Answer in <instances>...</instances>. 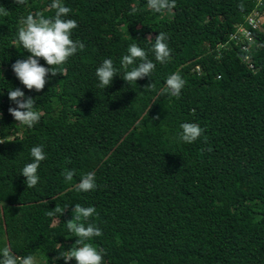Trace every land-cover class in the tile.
<instances>
[{
    "label": "trees",
    "instance_id": "1",
    "mask_svg": "<svg viewBox=\"0 0 264 264\" xmlns=\"http://www.w3.org/2000/svg\"><path fill=\"white\" fill-rule=\"evenodd\" d=\"M52 2L0 0L8 11L0 14V249L65 264L56 257L78 239L66 223L80 204L96 209L88 222L102 235L86 242L103 250V264H264V23L246 22L264 16V0H175L160 13L147 0H61L71 9L64 19L78 23L71 38L85 48L28 95L12 70L29 55L15 43L18 29L30 13L54 18ZM160 32L172 50L164 64L151 51ZM133 43L156 67L128 85L121 59ZM104 59L118 76L102 89L95 73ZM173 73L186 82L178 98L165 90ZM16 88L36 100L32 128L8 111ZM186 122L204 130L191 144L178 142ZM40 145L46 159L27 188L21 172ZM65 169L75 170L71 181ZM88 172L97 188L79 191ZM57 205L64 214L48 216Z\"/></svg>",
    "mask_w": 264,
    "mask_h": 264
},
{
    "label": "clouds",
    "instance_id": "2",
    "mask_svg": "<svg viewBox=\"0 0 264 264\" xmlns=\"http://www.w3.org/2000/svg\"><path fill=\"white\" fill-rule=\"evenodd\" d=\"M15 3L23 5L26 0H15ZM147 4L156 13L176 7L175 0H147ZM50 7L56 10L54 18H45L41 13L35 15L30 13L22 21L18 29V38L15 43L21 45L29 55L24 60H17L12 65V70L20 83L29 91L41 92L48 83L49 73L52 77H56L60 67L70 57L85 48L81 41H73L71 38L72 31L78 27L77 21L75 19H64L71 12V9L64 6L61 0H53ZM238 7L243 10L244 5L240 4ZM0 14L7 16L8 11L0 6ZM258 24H260L259 21ZM167 39V34L160 32L156 36L151 49L154 53L155 61L161 64L166 63L171 56L172 50L166 43ZM243 59L247 60L249 57H244ZM40 60H43L47 67L42 66ZM137 60L140 63L131 70H127L128 66L134 65ZM121 66L125 69L121 78L128 85L136 83L145 77L151 78V74L156 67L148 59V53L135 43L128 48V54L122 57ZM95 74L99 81L97 87L105 89L112 84L114 77L118 76V69L114 67L111 59H104ZM185 83L179 73H173L165 81V90L170 96L178 98ZM155 87L154 83H150L145 87V90L154 91ZM8 98L16 105L15 108L10 107L8 110L15 121L28 128H32L39 123L41 114L35 110V99L31 97L25 98L24 92L19 88L9 90ZM180 128L182 131L178 133V142L187 144L197 141L204 131L195 123L186 122L181 124ZM30 151L34 162L26 164L21 172V175L26 178L24 183L27 188H33L38 184L39 176L37 171L40 163L46 159L43 145L34 146ZM75 174L74 169H65L62 173L66 181H71ZM77 188L82 192L95 190L97 188L95 172L85 173L81 177ZM66 209L57 205L54 210L48 211L47 215L51 217L54 213L64 214ZM73 214L74 218L68 221L66 226L68 231L78 239H76V243L70 251L61 253L56 257V260L63 258L65 264H69V261L72 260H75L76 264H103V250L97 249L92 243L86 242L93 237L102 235V230L98 226L88 222L89 218L96 214L95 207H83L80 204H76ZM85 222H87V226H85ZM0 264H36V261L32 255L18 258L8 246H4L0 249Z\"/></svg>",
    "mask_w": 264,
    "mask_h": 264
},
{
    "label": "built area",
    "instance_id": "3",
    "mask_svg": "<svg viewBox=\"0 0 264 264\" xmlns=\"http://www.w3.org/2000/svg\"><path fill=\"white\" fill-rule=\"evenodd\" d=\"M254 13H257V12H254ZM254 13H252L251 15H249L247 17V21H246L248 27H251L252 29H254V28H256L258 26V18H257L258 16L257 17L254 16L253 15ZM248 27L243 26V25L242 26H239L238 29H237V32L242 34V35H240V37L242 39H245L246 41L250 42L251 41V38H250L251 32H250V30H249ZM233 37L234 38L236 37L235 39H239V36H238L237 33H234Z\"/></svg>",
    "mask_w": 264,
    "mask_h": 264
},
{
    "label": "rangeland",
    "instance_id": "4",
    "mask_svg": "<svg viewBox=\"0 0 264 264\" xmlns=\"http://www.w3.org/2000/svg\"><path fill=\"white\" fill-rule=\"evenodd\" d=\"M253 15L256 16V17L258 16L257 18H258V21H259L260 23H264V16H263V15H261V17H260L257 13H254ZM33 91H34V90H33ZM33 91L26 90V92H27L28 95L32 94ZM35 261H36V260H35ZM36 264H37V261H36Z\"/></svg>",
    "mask_w": 264,
    "mask_h": 264
}]
</instances>
